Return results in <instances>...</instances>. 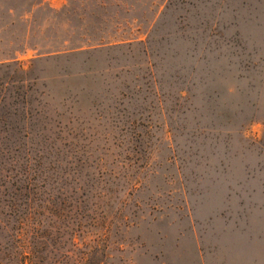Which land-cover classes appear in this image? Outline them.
Here are the masks:
<instances>
[{
    "label": "rangeland",
    "instance_id": "obj_1",
    "mask_svg": "<svg viewBox=\"0 0 264 264\" xmlns=\"http://www.w3.org/2000/svg\"><path fill=\"white\" fill-rule=\"evenodd\" d=\"M62 1L125 45L37 66L75 74L5 106L0 191L37 193L19 240L0 195V262L264 264V0Z\"/></svg>",
    "mask_w": 264,
    "mask_h": 264
},
{
    "label": "trees",
    "instance_id": "obj_2",
    "mask_svg": "<svg viewBox=\"0 0 264 264\" xmlns=\"http://www.w3.org/2000/svg\"><path fill=\"white\" fill-rule=\"evenodd\" d=\"M100 8L103 9L99 15L100 18L95 15L92 23L87 20L86 14L77 16L75 23L73 15L76 14V11L70 8L69 3L60 11L48 8L42 0H14L10 3L6 1L0 3V21L5 22L3 28L8 31L11 30L14 34L19 26L23 27L21 41L15 44V49L11 53L7 52L5 57L0 59V119L3 124H5L7 114L5 106L19 104L25 108L28 104V92L31 89L29 84L42 81L45 87L47 81L75 74L70 70H61L59 73L57 72L58 74L47 77L43 76L45 69H42L40 73L43 72V75H33L37 66L54 65L61 60L69 61L82 55H86V60H88L93 53L125 45V41H117L114 36L105 33L104 21L101 16H106V10L102 4ZM37 11H48L52 17H46L43 23L37 27V41L33 42L35 30L32 23L34 20L31 21V18ZM49 19L55 21V24L48 22ZM15 40L16 38L9 44H14ZM26 52L34 54L33 58L27 62L18 57L19 54L22 55ZM11 115L15 116V113H11ZM21 190L15 188V191L10 194L6 191H0V195L6 197V200H3L5 207L11 210L10 215L17 222V227L11 228L15 233V236H11L15 240H19L24 235L23 226L25 223L20 214V209L25 208L26 212H30L31 204L29 203L31 200L29 198L32 199L31 194L35 196L37 193L30 181L26 183L23 191ZM20 198L27 199V201L24 203ZM10 215L8 214L9 217ZM22 251V246H19L11 253L10 257H13V264H25L23 262L25 255ZM0 264L2 263L0 262Z\"/></svg>",
    "mask_w": 264,
    "mask_h": 264
},
{
    "label": "crops",
    "instance_id": "obj_3",
    "mask_svg": "<svg viewBox=\"0 0 264 264\" xmlns=\"http://www.w3.org/2000/svg\"><path fill=\"white\" fill-rule=\"evenodd\" d=\"M42 1L48 8H50L52 10L58 9V8H60L63 5V1L62 0H42ZM33 55L34 54L32 53V56L30 57V59L33 58ZM30 59H28L27 61H29Z\"/></svg>",
    "mask_w": 264,
    "mask_h": 264
}]
</instances>
